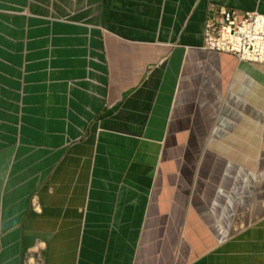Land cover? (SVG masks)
<instances>
[{"label":"crops","instance_id":"0c3cea01","mask_svg":"<svg viewBox=\"0 0 264 264\" xmlns=\"http://www.w3.org/2000/svg\"><path fill=\"white\" fill-rule=\"evenodd\" d=\"M264 0H0V264H264V63L203 47Z\"/></svg>","mask_w":264,"mask_h":264},{"label":"built area","instance_id":"2783aa9c","mask_svg":"<svg viewBox=\"0 0 264 264\" xmlns=\"http://www.w3.org/2000/svg\"><path fill=\"white\" fill-rule=\"evenodd\" d=\"M203 47L234 54L239 60L264 63V14L258 11L220 10L204 23Z\"/></svg>","mask_w":264,"mask_h":264}]
</instances>
